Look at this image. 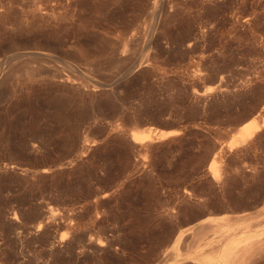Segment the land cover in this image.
<instances>
[{
    "label": "rangeland",
    "instance_id": "obj_1",
    "mask_svg": "<svg viewBox=\"0 0 264 264\" xmlns=\"http://www.w3.org/2000/svg\"><path fill=\"white\" fill-rule=\"evenodd\" d=\"M0 71V264H162L207 216L264 219V126L208 169L264 115V0H0Z\"/></svg>",
    "mask_w": 264,
    "mask_h": 264
},
{
    "label": "bare ground",
    "instance_id": "obj_2",
    "mask_svg": "<svg viewBox=\"0 0 264 264\" xmlns=\"http://www.w3.org/2000/svg\"><path fill=\"white\" fill-rule=\"evenodd\" d=\"M249 18L250 17H248V21H249ZM251 19L253 20V17L250 18V20ZM35 58L40 59V57H35ZM29 63H30L29 60H25V61H22L21 65L19 66H21L20 68L27 69L26 67H30ZM146 63H147L146 60H143V61L140 60L136 68L142 65H146ZM15 65H18V64H14V66ZM12 67L13 65L10 67V70ZM13 70H15V68ZM41 70L45 71L44 67L41 68ZM7 73L8 72H6V75H9ZM37 73H35V76L37 75ZM30 74H32V72H30ZM4 78H7V77H4ZM62 79L74 81V79H72L68 75L65 76L64 78L62 77ZM92 87L96 89L97 85H92ZM212 88L214 87L211 86L202 91H196V92L200 94H205V93H208L207 91L212 90ZM200 98H201V95H200ZM261 115H262V112H261ZM263 126H264V115L261 116L260 120H258L257 117H251L247 120H244V122L237 129H235L236 131L234 130L235 132L234 131L232 132L229 139L223 142L219 146L217 152L214 153L211 161L208 164V169L212 172V176L214 179L219 177L218 161L215 159L216 156L220 155L219 152L222 153L224 151H230L238 146L243 145L244 143L248 142L257 132H259V130H261ZM133 128L130 131L131 138L133 139L134 143L136 142L142 145L149 143V142H153L156 139L162 140L164 138H168V136L175 135L176 133L178 134L180 131L178 129L177 130L176 129L161 130L158 128H149V127L146 129L143 128V130H141V128L139 130L138 127H136L138 129L136 128L133 129ZM250 144L252 145V143ZM16 215L17 214L14 213L13 218H15ZM42 223L43 222L41 221L37 223L38 229H40V227L42 228L41 226ZM263 229H264V219L253 222L251 221V218H241L239 216H232V214H227V213L216 215V216H207L201 219L197 224H193L192 226L181 230L176 235V238L173 242V245L175 247V252H173L172 255L166 258L162 264H181L186 261H191L196 264H256V263H259V261L264 259V232H263V235L261 236L258 234ZM190 232L193 234L200 233V235L196 237L194 242L190 246H187V248L184 251H179L178 250L179 242L187 234L190 235L189 234ZM61 239L62 237H60V240ZM207 249H210L212 253L218 252V254L217 255L213 254L211 257L204 256V253Z\"/></svg>",
    "mask_w": 264,
    "mask_h": 264
},
{
    "label": "water",
    "instance_id": "obj_3",
    "mask_svg": "<svg viewBox=\"0 0 264 264\" xmlns=\"http://www.w3.org/2000/svg\"><path fill=\"white\" fill-rule=\"evenodd\" d=\"M34 54V56L35 55H38L37 53H33ZM24 55L26 56H28L29 54H23V53H17V54H15V57H19V58H21V57H24ZM33 56V57H34ZM38 56H41V55H38ZM42 57V56H41ZM34 60H37V61H39L40 59L39 58H37V59H35V58H33ZM24 60V59H23ZM138 63H139V59L138 58H132V59H130L126 64H125V66L123 67V71H124V73H127V72H130V71H132L134 68H136L137 67V65H138ZM45 72H48V73H50L51 72V70H49L48 68H46L45 69ZM61 75L60 74H57V77H60ZM99 85H106L105 83H101V84H99Z\"/></svg>",
    "mask_w": 264,
    "mask_h": 264
}]
</instances>
